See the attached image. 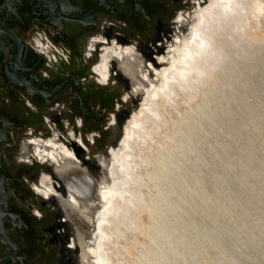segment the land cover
Listing matches in <instances>:
<instances>
[{
  "label": "water",
  "instance_id": "1",
  "mask_svg": "<svg viewBox=\"0 0 264 264\" xmlns=\"http://www.w3.org/2000/svg\"><path fill=\"white\" fill-rule=\"evenodd\" d=\"M197 1L198 9L193 0H0V264H89L93 217L102 206L98 190L118 182L109 157L139 107L144 62L172 23L189 35L202 6L212 3ZM176 10L182 17L171 22ZM37 30L70 51L59 70L50 71L25 44ZM113 39L130 53L115 58L100 50ZM98 53L108 59L106 85L90 72ZM108 112L114 131L102 129ZM77 130L88 153L73 141ZM88 133L100 138L89 144ZM31 137L71 147L79 163H36L25 142ZM39 172L59 183L57 197L41 199L29 190ZM69 237L72 248L66 247Z\"/></svg>",
  "mask_w": 264,
  "mask_h": 264
},
{
  "label": "rangeland",
  "instance_id": "2",
  "mask_svg": "<svg viewBox=\"0 0 264 264\" xmlns=\"http://www.w3.org/2000/svg\"><path fill=\"white\" fill-rule=\"evenodd\" d=\"M197 24L198 18L189 31L190 36ZM187 37H181L182 44L187 42ZM220 37L222 53L218 67L203 83L198 84V90L190 95L177 94L171 107L169 104L162 107V121L166 123L149 124L148 128L153 131L151 141L135 149L134 153L139 155L137 160L141 158V165L136 168L133 180L139 179L136 183L131 182L129 187L132 196L134 194L133 199L138 201L137 209L127 212L128 221L111 225L116 227L117 237L112 238L108 248L112 254L110 264H163L161 258L166 255L163 236L171 235L173 238L177 230L184 231L187 219L188 225L197 220L207 233L217 229L223 239L221 242L230 246L229 253L223 255L210 246L200 249L203 238H196L188 232L186 240L200 252L191 258L185 252L167 256L169 264H225L228 261L264 264V18L259 33H253L249 38L239 35H234L232 39ZM173 39L174 44L169 49L183 47L175 41L179 39L176 33ZM175 56L178 57V52ZM142 106L134 113L141 111ZM174 164L177 165L178 176L175 185L173 177H170V185L154 178ZM161 198V201L158 200ZM231 231H235L236 236H228ZM247 236H251V240L248 241ZM168 263L166 261L165 264Z\"/></svg>",
  "mask_w": 264,
  "mask_h": 264
},
{
  "label": "bare ground",
  "instance_id": "3",
  "mask_svg": "<svg viewBox=\"0 0 264 264\" xmlns=\"http://www.w3.org/2000/svg\"><path fill=\"white\" fill-rule=\"evenodd\" d=\"M210 4H208V5H210ZM208 5H205V6H208ZM205 6H203V7H205ZM202 8L198 12V15L195 19V22H197V18H198V24L192 30L191 36L188 35L187 42H185V44H180L179 47H181L183 45L182 48H179L178 50L175 49V52H178V57L175 56L176 54L171 55L169 65L166 67H162L165 69L155 72V73H159L160 77H161L159 85H157V86L154 85L155 87L152 88L153 90H151V88H150V91H152V92L149 91V94L144 101L145 102L144 105L143 106L141 105L143 107V109L142 110L140 109L141 111H138V113H134L129 118V119H131L129 122V129L126 130V128H124L123 137L119 141L120 145L112 154L113 163L111 162L110 169H111L112 177L114 176V174H117L118 182L115 184L114 188L112 185H111V187L109 186L110 187L109 191L101 196L102 207H101V212L99 213V216H98L99 219H98V223H97L98 237H97L96 247L94 249H92V252L96 256V264H110V259H112V258H110L111 257L110 255H112V254L109 253L110 250L108 248L110 246V243L112 242L111 240L115 239L114 236L117 237V235L115 233L116 227L113 226L114 228H112L111 225L113 223L124 222L125 220L128 219L127 212L128 211L131 212V211H134L135 209H137L136 207H137L138 201H135L134 200L135 198L133 199L134 194L132 196L129 184H131V182H133V181H134V183H136V181L139 179V178H137L136 181L133 180V177H134V179L136 178V175H135L136 168L138 167V165H141L140 164L141 158H140V161L137 160V158H138L137 156H139V155L138 154L136 155L134 152H135V149L137 148L138 145H145V143L146 142L148 143L149 140L151 139V134H152L151 131L152 130L150 131V129L148 128V125L151 124V126H153L156 122H161L163 120V117H164L163 116L164 111H163L162 107L166 106V104H169L171 107L173 105V102H174L177 94H178V96H179V94H185V95L186 94H189V95L192 94L193 91H195L197 89L198 84L203 83L204 80L209 77V74L213 73L212 71L218 67L219 62L221 60V53H222V51H221L222 49H221V46L219 44V39L221 38L220 36H226L230 39H232L234 37V35H239L242 38H249V37H251V35H253V33H255V34L259 33V30L261 29V23H262V20L264 18V0H212V4L210 7H207L203 10H202ZM177 40L178 39H175L176 42H177ZM125 51L128 52L129 48L126 47ZM105 62H106V60H104V63ZM102 75L104 78V76H105L104 72L102 73ZM162 123H163V121H162ZM164 123H166V122L164 121ZM138 161H139V164H138ZM142 163H143V161H142ZM161 166H163V165H161ZM248 166H250V164ZM157 176L158 177L154 176V178L157 181L159 179V182H162V181L167 182L169 185L171 184L170 177H173L174 178L173 182L175 185V182L178 178V176H177V165L174 164V166H172V168L170 167L169 169H167V171L165 170V172L161 171ZM43 177H45V176H43ZM48 181H49V178L45 177V178H43V181H41V182L42 183L44 182L46 184ZM118 183H119V185H118ZM198 184H200V183L198 182ZM228 187H229V185H228ZM230 188H231V186H230ZM176 190H178V189H176ZM105 191H107V190H105ZM104 192H102V193H104ZM42 193L45 196L47 194L45 192H42ZM176 194H178V192ZM203 194H204V192H203ZM263 194H264V192H263ZM239 196H242V195H239ZM248 196L249 195H247V198H248ZM102 197L105 199H103ZM223 197H224V195H223ZM237 197H238V193H237ZM207 199H208V197H207ZM158 200L161 201L162 198L158 199ZM252 200H254V199L252 198ZM254 201H252V202H254ZM258 201H259V199H258ZM106 202H107V206L104 209ZM239 202H240V200H239ZM241 203H239V204H241ZM222 204H223V202H222ZM234 204H236V203H234ZM202 205L204 206V204H202ZM229 205H230V203H229ZM215 206L217 207V205H215ZM224 206L226 208V206H228V205L226 204ZM256 206L258 207L259 205H256ZM205 207H206V204H205ZM221 207H222V205H221ZM230 208H232V207H230ZM181 211H182V209H181ZM190 211H191V209H190ZM257 211H258V209H257ZM177 213L179 214V212H177ZM218 213H219V210H218ZM180 214H181V212H180ZM246 217H247V215H246ZM197 218H199V217H197ZM236 218H237V216H236ZM191 219L192 218H190V220ZM200 219H202V218H200ZM188 220L189 219H187V221L185 222L186 223V227H185L186 229H184V231L177 230L176 235H174L173 238L170 237L171 235L170 236H167V235L163 236L165 238L164 244L166 245V250H164L166 255H165V257L163 255V257L161 258V260L163 259V262H164V263L162 262L163 264H165L166 261L168 263L167 256L172 257V256H176L178 254H182L183 252H185L186 256L191 258V256H195L198 252H200L198 250H200L202 247H206V246L214 247L216 249V251L218 250L223 255L226 253H229L230 246H225L221 242L223 239H221L219 237L220 234H218L217 229L216 230L214 229L211 232L209 230L210 233H207L206 229L197 220L195 221L196 223H193L191 225H188L189 224ZM203 220H204V218H203ZM254 222H256V221H254ZM207 224H209V222ZM224 224H226V223H224ZM257 224H259V223H257ZM260 225H262V224H260ZM243 227L245 228V226H243ZM227 231H228V228H227ZM188 232H191L193 234V236L195 235L196 238L198 236L203 238V240L201 239L202 245L199 244L200 249L199 248L194 249L192 246H190V244L186 240L187 234H189ZM235 234H236L235 231H231V232H229L228 236L230 235V236L234 237L233 235H235ZM243 234L245 236V233H243ZM223 236L224 235L222 234V237ZM250 237L247 236L246 239L249 241V240H251ZM188 238H189V236H188ZM198 243H200V242H198ZM164 244H162L163 248H164ZM194 244H195V242H194ZM251 245H253V244H251ZM228 247H229V249H228ZM238 251H239V249H238ZM199 255H198V257H199ZM246 255L247 254L245 253V256ZM263 256H264V254H263ZM195 260H197V259H195ZM259 260L261 261V259H259ZM173 262L175 263V261H173ZM232 262H234V261H232ZM191 263H192V261H191ZM171 264H172V262H171ZM202 264H204V263L202 262ZM225 264H235V263H229V261H228V263H225Z\"/></svg>",
  "mask_w": 264,
  "mask_h": 264
},
{
  "label": "flooded vegetation",
  "instance_id": "4",
  "mask_svg": "<svg viewBox=\"0 0 264 264\" xmlns=\"http://www.w3.org/2000/svg\"><path fill=\"white\" fill-rule=\"evenodd\" d=\"M193 1L195 4V8L198 9V6H199L198 1L197 0H193ZM181 17L182 16H181L180 10H176L175 14L172 16V19L170 21L172 22V21L179 20L181 19ZM178 30L180 29L177 28V24L172 23V25L169 26L163 40L161 41V44L153 51V53L144 62V65L142 68V80H141L142 87H141L139 107H141L142 102H144L145 99L147 98L150 88L152 90L154 85L156 86L159 85L160 79L159 77L158 78L155 77V74H157L155 72L159 70H163L164 68L162 67H164L163 66L164 63L166 61H169V58L171 56V51L174 49L172 47L171 49H169L170 48L169 46L174 44V39H173L174 33H176V35H178L179 37H182L187 32V31H181V30L178 31ZM24 42L32 51L37 53L42 58L45 66L50 71L59 70L60 68L65 66L70 60V51L67 49V47L62 42H58L54 46L42 30H37V31H34L28 34L25 37ZM126 47L128 46L125 45L124 43H121L118 40L113 39L101 45L100 50L108 52L115 58H122V56L129 54L131 51L129 47H128L129 51L128 52L125 51ZM97 58H98V61L90 67V72L92 76L94 77L96 83L101 84V85H106L108 83V59L103 53H98ZM104 60H106L105 63H104ZM103 72L105 74L104 76L105 79L103 78V75H102ZM125 97L129 98V96L126 93H123L119 97L122 103H125ZM24 105L30 111L36 112V108L30 101L25 100ZM107 115L109 116V120L102 126V129L106 130L108 128H111V131H114V126H113L114 115L111 112H108ZM128 120H126L125 123ZM125 123L122 128L121 138L123 137L124 128L126 127ZM93 136L100 138V136L97 133H88L87 141L89 142V144L94 143ZM73 141L85 153H88V150L86 149V147L83 145L81 141L80 132L78 130L76 133V137L73 139ZM25 142L32 146L31 151H30V157L36 163L41 164V163L49 162L57 166L58 162L64 158H69L72 161L79 163V160L76 154L74 153L73 149L64 144L54 142V141H51V140H48L42 137L26 138ZM119 145H120V142L118 143V146ZM112 159L113 157L111 155L109 157L110 166H111V162L113 163ZM43 176L49 178V181L46 184L44 182L43 183L41 182L43 181V178H45ZM109 186L111 187V185H107L98 190V197L100 201H101V196L109 191L110 189ZM103 189L107 191L104 190L105 191L104 192ZM29 190L34 195H36L37 197L41 199H50V198H54L58 196L59 183L49 174L45 172H39L37 176L30 183ZM41 191L47 193L46 196ZM107 202H106L104 209L107 206ZM101 207L98 208V210L95 212V215L93 217L91 238H90V245H89V264H96V261H95L96 256L92 252V249L96 247V242H97V237H98L97 223L99 219L98 218L99 213L101 212ZM66 247L72 248L71 237H69V244H66Z\"/></svg>",
  "mask_w": 264,
  "mask_h": 264
}]
</instances>
